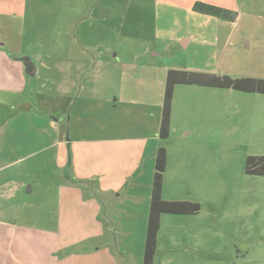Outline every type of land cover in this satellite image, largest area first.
<instances>
[{"label": "crops", "instance_id": "obj_1", "mask_svg": "<svg viewBox=\"0 0 264 264\" xmlns=\"http://www.w3.org/2000/svg\"><path fill=\"white\" fill-rule=\"evenodd\" d=\"M254 1L247 0L244 6L255 5ZM150 2L154 15L160 7L169 11L184 10L195 14L192 20L212 22L213 39L220 48L210 70L188 66L164 67L159 71L158 67L147 64L137 66L134 71L140 77L133 78V72L129 73L125 68L128 66L111 51H102L97 56L87 51H51L34 63L32 78L36 81L27 97L30 100L18 106L20 97L27 95V86L12 87L9 81L12 68L20 79L27 75L25 62L24 65L11 63L4 51L16 50L9 40L0 36V264H133L123 252L124 244L119 239L106 241L93 253L87 245L92 238H102L109 229L113 234L123 233L125 228L129 229V222L145 225L157 149L164 147L167 153L162 186L165 201L197 203L182 197L175 185L198 184L205 178L217 177L219 171L214 165L195 159L203 151L204 138L203 125L198 122L197 112L201 110L198 97L208 87H174L169 136L180 125L187 129L185 132L182 129L184 134L180 137L188 142L177 139L179 146L171 150L159 138L167 73L177 70L230 77L231 68L223 61L225 51H236L246 43L245 50L261 51L264 55V33H259L257 23L251 26V20L258 18L262 22L264 18L236 10L237 0ZM196 2L235 12V19L228 22L197 14L192 11ZM3 3V16L24 18V0H3ZM57 12L53 23L65 22L62 15L66 11L62 10V15ZM67 21L71 23L70 17ZM177 38L174 40H180L181 49L190 46L191 38ZM143 77L146 80H141ZM241 78L256 77L245 75L232 79ZM157 80V93L152 96L144 88L152 87ZM48 83L51 86L47 87ZM208 89L216 93L230 91ZM76 94L82 100L80 109L76 106L78 102H73ZM180 119L190 120V127ZM46 152L49 153L42 164L29 163L31 158ZM34 168L37 171L33 172ZM35 190L53 200L49 214L27 210L28 194ZM126 201L131 206L124 209ZM141 206L143 215L138 213ZM102 210L106 213L104 219ZM128 212L133 216L131 221L126 216ZM14 243L16 254L12 251ZM139 261L142 264V255Z\"/></svg>", "mask_w": 264, "mask_h": 264}, {"label": "rangeland", "instance_id": "obj_2", "mask_svg": "<svg viewBox=\"0 0 264 264\" xmlns=\"http://www.w3.org/2000/svg\"><path fill=\"white\" fill-rule=\"evenodd\" d=\"M246 2L237 0L236 10L264 18V0L262 3L255 0V5L249 7L244 6ZM4 7L3 0H0V36L9 40L16 50L4 51L12 64L24 65L22 59L28 58L34 65L40 56L51 51H87L95 56L102 51H111L118 54L117 60L123 61L128 66L126 70L137 78L140 77L139 72L134 69L147 64L158 67L159 71L164 67L188 66L210 70L220 48L213 39L215 26L212 22L192 20L195 14L184 10L169 11L160 7L154 15L150 0H24L23 19L15 15L3 16ZM62 10L66 11L63 15L67 18L63 17ZM56 12L65 22L53 23ZM68 17L71 23H68ZM258 20H251V26L257 23L262 34L264 20ZM175 37L191 38L190 46L181 49L178 46L180 40H174ZM245 48L246 43L236 51L224 52L223 61L227 68H231L230 77L247 75L264 80V55L261 51ZM227 49H231V45H227ZM15 72L12 68L10 86H27V95L20 97L19 106L30 100L27 97L36 80L28 75L20 79ZM141 80H146V77ZM157 82L144 90L156 96L159 80ZM221 91L216 93L204 88V95L198 97L201 102L198 103L201 108L197 112L198 122L203 125L204 138L201 142L203 151L195 158L214 165L219 173L216 178H205L203 183L175 185L182 197L197 201L200 211L194 217L162 216L153 264H264V176L246 175L244 172L248 156L264 154V95ZM236 96L245 99L234 100ZM74 101L78 102L76 106L80 109L82 100H78L77 94ZM38 108L41 109L40 106ZM179 121L190 127V120ZM182 129L184 132L187 130L179 125L167 141H162L163 146L176 149L179 146L177 139H182L180 136L184 134ZM181 141L188 142L185 139ZM48 153L31 158L29 163L42 164ZM32 170L35 172L37 168ZM53 203L52 199L44 198L35 190L28 194L27 210L34 214H49ZM114 205L115 200L113 208ZM129 205L130 201L124 202V209ZM142 210L143 207H139L138 213ZM105 215L102 210L103 219ZM126 216L132 220L130 212ZM134 223L130 225L129 222V229L125 228L123 233L117 231L115 235L109 229L102 238H92L87 245L88 251L93 253L106 241L119 239L123 241V252L130 262L140 264L147 221L145 225ZM12 251L16 254L15 243Z\"/></svg>", "mask_w": 264, "mask_h": 264}, {"label": "trees", "instance_id": "obj_3", "mask_svg": "<svg viewBox=\"0 0 264 264\" xmlns=\"http://www.w3.org/2000/svg\"><path fill=\"white\" fill-rule=\"evenodd\" d=\"M192 11L200 15L228 22H232L236 16L235 12L199 2L194 3ZM176 85H195L264 95L263 79H232L228 76L219 77L207 73L170 70L167 73L163 95L159 128V138L161 141H167L169 139L171 102L173 89ZM166 165V150L164 147H159L155 154L154 175L149 201L142 264H153L154 262L160 220L163 215L196 216L200 211V205L196 202L165 201L162 199L163 175ZM244 172L246 175L264 176V154L260 156H248L245 160Z\"/></svg>", "mask_w": 264, "mask_h": 264}, {"label": "water", "instance_id": "obj_4", "mask_svg": "<svg viewBox=\"0 0 264 264\" xmlns=\"http://www.w3.org/2000/svg\"><path fill=\"white\" fill-rule=\"evenodd\" d=\"M22 60L25 62V73L28 76L33 77L35 75V68L33 63L30 62L28 58H23Z\"/></svg>", "mask_w": 264, "mask_h": 264}]
</instances>
